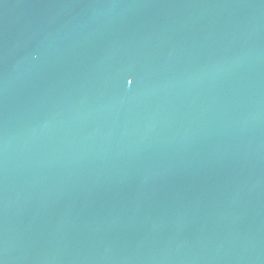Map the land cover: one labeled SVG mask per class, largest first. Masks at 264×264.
<instances>
[{
  "label": "water",
  "instance_id": "95a60500",
  "mask_svg": "<svg viewBox=\"0 0 264 264\" xmlns=\"http://www.w3.org/2000/svg\"><path fill=\"white\" fill-rule=\"evenodd\" d=\"M0 264H264V0H0Z\"/></svg>",
  "mask_w": 264,
  "mask_h": 264
},
{
  "label": "snow or ice",
  "instance_id": "6c2138e0",
  "mask_svg": "<svg viewBox=\"0 0 264 264\" xmlns=\"http://www.w3.org/2000/svg\"><path fill=\"white\" fill-rule=\"evenodd\" d=\"M128 83L131 84L132 83V80H129Z\"/></svg>",
  "mask_w": 264,
  "mask_h": 264
}]
</instances>
